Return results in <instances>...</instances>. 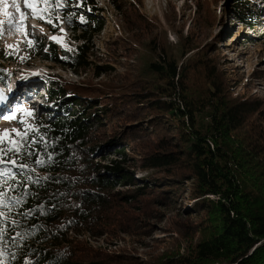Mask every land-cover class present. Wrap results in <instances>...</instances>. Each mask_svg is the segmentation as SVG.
Segmentation results:
<instances>
[{"label": "trees", "instance_id": "1", "mask_svg": "<svg viewBox=\"0 0 264 264\" xmlns=\"http://www.w3.org/2000/svg\"><path fill=\"white\" fill-rule=\"evenodd\" d=\"M236 1L244 10H236V17L255 26L243 1ZM91 11L82 24L69 27L81 42L72 53L36 39L20 53L0 49V83L13 77L10 64L27 65L38 58L76 74L92 68L90 42L105 23ZM149 32L125 18L119 31L123 38L117 39L126 60L124 73L115 77L114 87L122 88L118 93L50 79L51 100L70 96L61 102L64 114L36 121V131L27 134L19 152H10L9 168L0 170L6 174L0 175L6 190L0 203L4 264H115L104 251L81 246V253L76 237L100 233L117 239L116 233L140 231L143 217L132 212L137 200L152 194L167 208L186 182L197 223L181 236L178 244H185L145 264H264V103L230 91L217 69L219 52L206 55V48L179 65L194 49L188 46L193 41L185 38L182 45L170 46L165 33ZM43 45L49 53H43ZM111 64L96 66V74H110ZM192 74L198 84L191 83ZM146 78L157 87H142L140 80ZM122 94L147 110L146 118L152 113L162 118L155 124L160 126L156 139L146 141V152L133 168L125 165L133 139L128 143L124 131L108 136L103 130ZM138 173L144 175L139 181L134 178ZM141 207L142 216L151 212L144 203ZM92 254L105 255L89 259ZM120 260L131 264L122 256Z\"/></svg>", "mask_w": 264, "mask_h": 264}, {"label": "rangeland", "instance_id": "2", "mask_svg": "<svg viewBox=\"0 0 264 264\" xmlns=\"http://www.w3.org/2000/svg\"><path fill=\"white\" fill-rule=\"evenodd\" d=\"M49 1L52 3L49 4ZM242 1L248 10L252 7L254 13L259 12L256 0ZM29 2L36 8L37 15L43 17L42 19L32 18V8H25V0H0V30H2L0 49L20 53L25 47H30L36 39L41 43L62 45L61 47L72 53L78 46V41L72 39L74 35L71 37L69 27L75 23L82 24L84 16L93 13L92 9H95L94 15L104 21L105 26L90 42L93 67H89L85 73L76 74L60 64L39 58L27 65H21L19 62L8 66L13 77L0 85V140H3L0 147L15 149L19 146L20 150L25 139L21 140L17 133H23L26 129L27 134L35 132L37 129L35 122H40L41 118L56 119L55 116L58 117V114L54 115L55 103L59 104L70 97L67 95L57 101H50L48 97L42 98L40 99L42 105L33 108L15 104L13 97L17 92L20 94L23 90L38 86V93H41L44 81L56 77L68 84H81L90 89L106 88L109 90L105 91L107 93L112 91L118 93L122 89L115 88L114 85H116V75L124 73L122 65L126 63V60L121 58V43L117 42L125 18H129L135 28L142 26L145 31H150V35L165 33L170 46L182 45L183 39L190 38L188 42L193 41V43L188 46H193L194 49L184 55L179 65L206 48H208L206 55L210 53L213 56L216 51L219 52L220 68L217 69L228 81L230 91L250 98H258L264 103V36L262 34L264 28L258 23L259 17L253 27H248L240 19L235 18L232 15L236 13L233 9L243 10L239 4L236 5V0H119L116 5L117 0H86L84 4L75 0H44L40 4L34 0ZM22 12L26 14L25 17L21 16ZM75 12L79 15L77 18ZM138 15H143L144 19L137 21L135 18ZM10 20L16 24L13 29L8 27ZM49 20L52 21L51 24L47 22ZM53 36L57 39L53 40ZM79 44L81 45V42ZM43 50L44 54L49 53L47 46H44ZM107 63H112L109 66L110 74L97 75L99 70L96 66L103 67ZM21 66L23 67L19 69ZM197 80V75L192 74L191 83L198 84ZM140 81L142 87H157V83L150 78ZM130 99L124 94L117 98V106L114 108L116 111L109 115L112 121L104 126L103 130L108 136H114L112 132L117 130L124 131L128 143L133 139L127 147H124L130 157L125 165L134 167L140 164L139 159L143 158L146 152V141L151 137L156 139L157 129L160 126L155 124L160 123L162 118L156 113L152 115H157L158 118L152 115L146 118L147 110L138 108L139 104L135 105ZM8 100L10 102H7ZM28 112L32 115H28ZM262 112L264 114V106ZM9 115L12 119H3L4 116ZM6 132L10 135H4ZM11 140H15L16 143H10ZM121 146L114 145L118 149ZM9 154L10 152L0 153V160L4 161L0 163L1 171L9 168ZM96 158L98 160L99 157ZM136 175L134 178L138 181L144 176L139 173ZM121 190L125 191V188ZM0 192H6L5 186H0ZM3 197L5 195L0 196V201ZM153 197L152 194H147L139 198L132 208L133 215L143 217L142 223L145 225L143 229L132 230L126 234L116 233L114 235L117 239H112L108 234L97 236L100 233L93 234L95 237L92 238L88 233L77 236L76 243L80 244L81 253H83L81 246H84L95 253L106 252L108 257L115 258V264L120 263V256L126 262L131 261V264H145L157 254L163 255L164 251L185 244L184 242L178 244L182 241L181 236L186 231L190 232L192 225L197 223L195 201L190 197V184L187 182L181 184L174 197L175 201L167 208H161ZM143 203L151 208V212L146 216H142ZM117 217L120 220L121 217ZM190 243L191 241L186 242V244ZM102 255L105 254L99 257L92 254L89 259H101ZM0 264L4 262L0 260Z\"/></svg>", "mask_w": 264, "mask_h": 264}, {"label": "clouds", "instance_id": "3", "mask_svg": "<svg viewBox=\"0 0 264 264\" xmlns=\"http://www.w3.org/2000/svg\"><path fill=\"white\" fill-rule=\"evenodd\" d=\"M34 1H36L38 4H40V3H42L44 0H34ZM75 1H79L81 4H84V2L86 1V0H75ZM248 1V0H247ZM49 4H51L52 3V1H49L48 2ZM244 3V2H243ZM256 3H257V6H258V8H259V12H256V13H254L253 12V10H252V7L247 11V13H248V15H250V17H252V24H256V20H257V17H259V19H260V21H258V23L259 24H262L263 25V28H264V0H256ZM12 6V5H11ZM9 10V6L7 7V11ZM235 12H237L235 9H233ZM76 13V16L78 17L79 15H77V12H75ZM235 14V15H234ZM234 14H232L235 18H236V13H234ZM254 15V16H253ZM76 17V18H77ZM249 27V26H248ZM262 34H263V36H264V30L262 31ZM70 35H71V37H72V34H71V31H70ZM72 39L73 40H75V41H78V40H76V39H74L73 37H72ZM79 42L80 41H78V46H80V44H79ZM54 46H56L57 48H64V47H61V46H59L58 44H55L54 43ZM77 46V47H78ZM76 47V48H77ZM75 48V49H76ZM65 49V48H64ZM75 49H73V50H75ZM68 51V50H67ZM70 52V51H69ZM20 69V68H19ZM50 79H46L45 81H44V85H43V91L41 92V93H45L46 95V97L45 98H49V100L50 101H55V100H51L50 99V96L48 95V93H49V86H50ZM2 84V83H1ZM39 90V89H38ZM39 94L40 93H36V95L38 96V98H40V96H39ZM42 98H44V97H42ZM42 98H40V99H42ZM59 100V99H58ZM57 101V100H56ZM56 106V107H55ZM54 107L56 108V112H54V115H57L58 114V117H59V113L62 111L61 110V103H55V105H54ZM47 120V119H46ZM2 173H4V172H2Z\"/></svg>", "mask_w": 264, "mask_h": 264}, {"label": "snow or ice", "instance_id": "4", "mask_svg": "<svg viewBox=\"0 0 264 264\" xmlns=\"http://www.w3.org/2000/svg\"><path fill=\"white\" fill-rule=\"evenodd\" d=\"M57 6H60V5H57ZM25 8H32V18H37V19H42L43 17L42 16H39L37 15V10L35 7H33V5L29 2V0H25ZM17 11H20L19 9H17ZM42 11V10H41ZM25 13H21V16L22 17H25ZM48 23H52L51 20L47 21ZM55 26V25H53ZM9 29H13L16 27V24L14 21L10 20L9 21V25H8ZM2 31V30H0ZM53 40L57 39L55 36L52 37ZM29 44L31 45V41H29ZM28 115H32L31 112H28L27 113ZM3 119L5 120H10L12 119V116L9 115V116H4ZM20 123H23V121H20ZM13 131H16V130H13ZM20 137H21V140L25 139L27 137V129L23 132V133H17ZM4 135H10L8 134L7 132L4 134ZM0 143H3V140H0ZM10 143H16L15 140H11ZM7 152H19V146L17 148H3V147H0V153H4V154H7ZM0 163H4L3 160H0ZM10 163L13 165V166H16V161H10ZM37 164H43L44 162L42 160H37L36 161ZM21 168H24L26 167V165H20ZM0 175H6L5 173H2L0 172ZM6 183V181H5ZM5 193L4 192H0V196H4ZM0 203H2V201H0ZM4 214L3 213H0V216H3Z\"/></svg>", "mask_w": 264, "mask_h": 264}]
</instances>
